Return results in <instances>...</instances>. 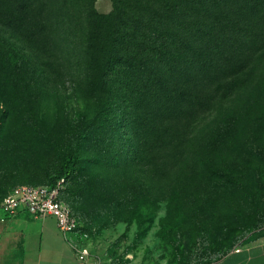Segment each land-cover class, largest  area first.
I'll use <instances>...</instances> for the list:
<instances>
[{"label": "rangeland", "instance_id": "rangeland-1", "mask_svg": "<svg viewBox=\"0 0 264 264\" xmlns=\"http://www.w3.org/2000/svg\"><path fill=\"white\" fill-rule=\"evenodd\" d=\"M87 4L113 8L111 0H0V199L48 187L74 152L62 202L79 222L67 238L86 251L80 264H178L180 254L183 264H213L263 240L264 0L239 2L240 21L223 30L228 41L212 68L201 70L208 58L189 59L154 103L94 79L82 53ZM210 158L238 173L239 190L201 181L212 165L195 159Z\"/></svg>", "mask_w": 264, "mask_h": 264}, {"label": "trees", "instance_id": "trees-1", "mask_svg": "<svg viewBox=\"0 0 264 264\" xmlns=\"http://www.w3.org/2000/svg\"><path fill=\"white\" fill-rule=\"evenodd\" d=\"M111 1L113 8L108 13L98 12L93 4H87L80 13V27L85 36L82 53L87 67L95 72L94 79H99L103 86L117 84L118 93L125 89L128 94L152 103L157 98L168 97L162 94L170 91V80L185 70L189 59L208 58L203 60L201 70L207 73L212 68L209 60L228 41V33L223 30L236 26L244 8H237L243 0ZM141 89L144 93L138 94ZM238 126L233 125L230 136L239 131ZM164 131L167 133L169 129ZM208 149L221 154L229 151L225 143L216 146L211 141ZM78 160L76 153H69L48 187H54L61 179H69ZM185 162L189 165V158ZM195 165L206 168L212 165L201 181L223 183L230 194L242 186L238 173H224L218 161L195 159ZM59 199L62 201V192ZM182 259L180 254L178 264H183Z\"/></svg>", "mask_w": 264, "mask_h": 264}, {"label": "crops", "instance_id": "crops-1", "mask_svg": "<svg viewBox=\"0 0 264 264\" xmlns=\"http://www.w3.org/2000/svg\"><path fill=\"white\" fill-rule=\"evenodd\" d=\"M28 215L19 212L3 220L0 213V264H65L75 259L71 241L66 242L57 229H51L47 218ZM213 264H264V239L232 251Z\"/></svg>", "mask_w": 264, "mask_h": 264}, {"label": "built area", "instance_id": "built-area-1", "mask_svg": "<svg viewBox=\"0 0 264 264\" xmlns=\"http://www.w3.org/2000/svg\"><path fill=\"white\" fill-rule=\"evenodd\" d=\"M64 180H59L52 188L23 186L9 193L0 201V213L5 218H13L19 212H26L34 219L53 218L62 238L69 242L68 235L75 234L79 222L72 215L70 208L59 199ZM1 220V221H3ZM76 263L80 264L86 257V251L73 248Z\"/></svg>", "mask_w": 264, "mask_h": 264}]
</instances>
